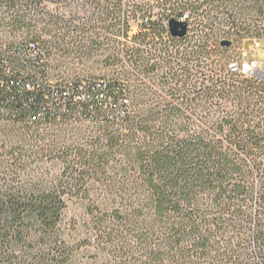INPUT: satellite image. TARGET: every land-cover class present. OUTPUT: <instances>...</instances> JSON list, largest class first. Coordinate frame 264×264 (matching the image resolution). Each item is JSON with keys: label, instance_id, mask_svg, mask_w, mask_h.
Here are the masks:
<instances>
[{"label": "trees", "instance_id": "trees-1", "mask_svg": "<svg viewBox=\"0 0 264 264\" xmlns=\"http://www.w3.org/2000/svg\"><path fill=\"white\" fill-rule=\"evenodd\" d=\"M176 1L0 0V264H264V0Z\"/></svg>", "mask_w": 264, "mask_h": 264}, {"label": "built area", "instance_id": "built-area-1", "mask_svg": "<svg viewBox=\"0 0 264 264\" xmlns=\"http://www.w3.org/2000/svg\"><path fill=\"white\" fill-rule=\"evenodd\" d=\"M163 7H166V9ZM163 7H157L156 10L154 11V16H157L160 12H163L164 10L170 11V9L172 8V5L167 4L166 6H163ZM188 18L190 20V17H188L186 14L183 13L182 17L177 18V19L181 21H186L189 25ZM140 21L141 23H143L142 19ZM167 25L169 28V21H167ZM134 30L136 32L138 31V23H135ZM189 30H190V25H189ZM189 30H188V33H189ZM259 46L260 45H259L258 38H253L248 46L243 44V47L239 52V56L236 59L235 57H232L231 59V62L229 64V69L231 73L237 74V75H243L246 77L250 76L253 78L258 77V78L264 79V60H263L262 66L259 61H255V60L250 61V62L246 61V56L250 52H256ZM34 55H39V50L36 44L32 43L31 48H29L28 57H31ZM47 62H48V59L47 60L44 59V61L41 62L43 68L40 70L38 69L37 76H38V80L40 83H38L37 86H39L40 84H45V85L47 84V85L56 87L57 81L55 79H53L52 77H43L44 73L42 72H51V69L47 65L44 66V64ZM35 88L36 86L32 83L28 85V89L30 90H34ZM33 119H37L36 116H33Z\"/></svg>", "mask_w": 264, "mask_h": 264}, {"label": "rangeland", "instance_id": "rangeland-1", "mask_svg": "<svg viewBox=\"0 0 264 264\" xmlns=\"http://www.w3.org/2000/svg\"><path fill=\"white\" fill-rule=\"evenodd\" d=\"M150 0H145V1H141L139 0V2H148ZM75 2V1H73ZM138 2V1H137ZM203 3V0H177L176 2L173 3V7L170 9V11H165V13L163 15H166V14H172L173 12H176V13H184L186 14L188 17H190V22L191 23H194L195 22V18L193 17V13L194 11L196 10L197 7H199L200 4ZM55 6L53 5H49L48 8H54ZM156 10V9H155ZM160 13H163V12H160ZM159 13V14H160ZM254 21L255 23L258 24L259 28L257 30V32H260L261 31V28L264 27V19L263 18H258V17H254ZM194 25H190V28H193ZM261 39H259V48L257 49L256 52H250L247 56H246V61H259L261 63V66L263 64V60H264V35H261ZM243 47V44H239L237 43L236 46L234 47L233 49V52H232V57H235V59L239 56V52L240 50L242 49ZM247 78H253V77H250L248 76ZM255 79H259L260 81H263L264 82V79L262 78H258V77H255ZM51 128H49L48 130H50ZM45 130V128H42L41 131L43 132ZM88 131H91V129L87 130V129H84V128H75L71 135H74L75 138L77 137H81V136H84V135H88ZM262 159H258V161L260 162ZM257 179L258 180H264L262 174L260 176H257Z\"/></svg>", "mask_w": 264, "mask_h": 264}, {"label": "water", "instance_id": "water-1", "mask_svg": "<svg viewBox=\"0 0 264 264\" xmlns=\"http://www.w3.org/2000/svg\"><path fill=\"white\" fill-rule=\"evenodd\" d=\"M189 30V25L186 21H181L175 17L169 20V31L175 37H183L187 35ZM232 42L230 40H222L221 46L228 47L231 46Z\"/></svg>", "mask_w": 264, "mask_h": 264}, {"label": "crops", "instance_id": "crops-1", "mask_svg": "<svg viewBox=\"0 0 264 264\" xmlns=\"http://www.w3.org/2000/svg\"><path fill=\"white\" fill-rule=\"evenodd\" d=\"M163 1H166V0H163Z\"/></svg>", "mask_w": 264, "mask_h": 264}]
</instances>
